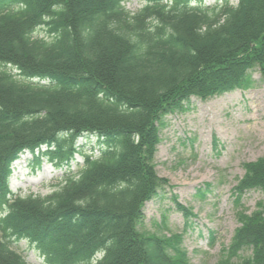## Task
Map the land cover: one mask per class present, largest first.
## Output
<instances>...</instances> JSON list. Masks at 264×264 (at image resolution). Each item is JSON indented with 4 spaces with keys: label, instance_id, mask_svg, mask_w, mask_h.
Instances as JSON below:
<instances>
[{
    "label": "trees",
    "instance_id": "trees-1",
    "mask_svg": "<svg viewBox=\"0 0 264 264\" xmlns=\"http://www.w3.org/2000/svg\"><path fill=\"white\" fill-rule=\"evenodd\" d=\"M192 1L204 0H145L132 14L124 0H0V264H29L22 240L45 264H191L182 235L140 229L145 203L172 187L154 163L164 117L249 88L252 71L264 82V0ZM85 136L99 153L77 177L46 197L12 194L20 154L45 147L39 158L69 169ZM244 168L237 194H264V158ZM229 250L218 264H264V201Z\"/></svg>",
    "mask_w": 264,
    "mask_h": 264
},
{
    "label": "rangeland",
    "instance_id": "rangeland-1",
    "mask_svg": "<svg viewBox=\"0 0 264 264\" xmlns=\"http://www.w3.org/2000/svg\"><path fill=\"white\" fill-rule=\"evenodd\" d=\"M230 2L237 5L238 0ZM214 4L215 0H207L205 6ZM124 5L135 14L146 3L124 0ZM46 33L40 30L36 36L42 38ZM250 74L249 88L206 101L193 98L185 113L165 118L154 162L158 174L168 179L172 187L146 204L140 229L165 236L182 234L181 247L187 251L191 264H218L231 257L229 248L241 216H250L264 201L261 192L245 191L239 195L235 191L245 175L244 165L264 158V82L258 70ZM98 148L95 136L80 139L78 149L82 154L76 155L69 169L57 168L45 159L38 164L31 155H25L14 165L11 188L24 197H46L58 189L64 178L77 175L84 154ZM173 196L194 216L185 218L176 209ZM13 249L30 264L45 263L36 246L27 241L15 243ZM240 254L248 257L250 251Z\"/></svg>",
    "mask_w": 264,
    "mask_h": 264
},
{
    "label": "bare ground",
    "instance_id": "bare-ground-1",
    "mask_svg": "<svg viewBox=\"0 0 264 264\" xmlns=\"http://www.w3.org/2000/svg\"><path fill=\"white\" fill-rule=\"evenodd\" d=\"M260 98H261V97H260ZM262 98H263V97H262ZM262 98H261V99H262ZM262 100H263V99H262Z\"/></svg>",
    "mask_w": 264,
    "mask_h": 264
}]
</instances>
